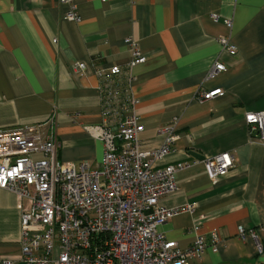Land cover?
Returning <instances> with one entry per match:
<instances>
[{"label":"crops","instance_id":"1","mask_svg":"<svg viewBox=\"0 0 264 264\" xmlns=\"http://www.w3.org/2000/svg\"><path fill=\"white\" fill-rule=\"evenodd\" d=\"M73 2L78 22L66 20L59 0H0V132L50 123L61 162L97 169L103 145L88 132L100 124L95 72L125 70L130 37L146 58L132 85L142 150L159 149L163 130L177 119L176 140L156 166L198 161L176 173L175 191L160 200L194 211L174 216L159 232L181 249L217 234V251L207 249L190 264H264V146L243 119L264 110V0ZM220 37L229 38L236 55L222 52ZM216 61L226 70L205 79ZM79 63L83 73L73 70ZM218 88L222 96L196 100L199 90ZM224 152L235 166L212 183L202 161ZM28 207L0 190V260L21 264L20 212ZM239 226L257 231L261 254L251 238L238 236Z\"/></svg>","mask_w":264,"mask_h":264},{"label":"built area","instance_id":"2","mask_svg":"<svg viewBox=\"0 0 264 264\" xmlns=\"http://www.w3.org/2000/svg\"><path fill=\"white\" fill-rule=\"evenodd\" d=\"M129 1L133 4L135 0ZM59 3L67 9L66 20L79 21L73 0ZM211 17L217 20L216 15ZM224 24L231 26L229 20ZM217 42L222 52L237 54L228 37ZM124 43L130 54L125 70L114 66L95 72L100 124L88 132L103 145L97 169L61 162L50 123L0 132V190L29 202L20 212L21 264H190L207 249L217 251L220 240L215 233L209 242L196 237L190 247L181 249L159 232L174 216L194 211V205L166 208L160 200L175 191L176 173L198 161L156 166L176 140L177 119L163 130L166 137L159 149L142 150L138 136L143 126L132 85L134 69L146 58L132 38H125ZM73 70L83 73L85 65L76 64ZM225 70V65L216 61L205 79ZM223 94L219 88L199 90L196 100L201 103ZM243 119L252 137L264 146V110L246 112ZM202 163L208 179L216 183L234 168L235 159L224 152ZM238 236L251 238L257 253L263 252L256 230L239 226ZM13 261L0 260L1 264Z\"/></svg>","mask_w":264,"mask_h":264},{"label":"water","instance_id":"3","mask_svg":"<svg viewBox=\"0 0 264 264\" xmlns=\"http://www.w3.org/2000/svg\"><path fill=\"white\" fill-rule=\"evenodd\" d=\"M193 157H196V158H197V157H199V156H198V155H196V154H193Z\"/></svg>","mask_w":264,"mask_h":264}]
</instances>
